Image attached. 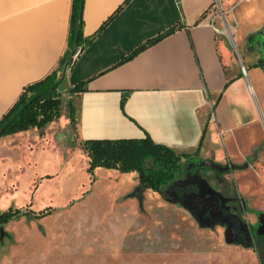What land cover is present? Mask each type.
Wrapping results in <instances>:
<instances>
[{"label":"crops","instance_id":"0c3cea01","mask_svg":"<svg viewBox=\"0 0 264 264\" xmlns=\"http://www.w3.org/2000/svg\"><path fill=\"white\" fill-rule=\"evenodd\" d=\"M211 3L85 0L83 46L71 67L69 56L61 73L67 91L86 83L83 92H69L80 146L87 139L150 136L199 160L222 165L247 161L257 146L249 144L251 154L243 148L260 120L252 79L257 82L264 76V69L256 66L264 61V48H252L249 37L264 31V0H222L233 39L216 31L222 23L211 22ZM72 6L73 0H0V120L25 87L60 66L70 50ZM172 27V34L121 64L132 51ZM236 39L250 70L245 56L236 53ZM65 127L71 138L70 116L61 110L60 118L43 131L32 128L1 137L0 177L6 172L5 147L13 140L41 134L40 139L51 144V134ZM19 147L11 145L8 152L15 151L18 158ZM238 155L240 163L235 160Z\"/></svg>","mask_w":264,"mask_h":264},{"label":"rangeland","instance_id":"374dc122","mask_svg":"<svg viewBox=\"0 0 264 264\" xmlns=\"http://www.w3.org/2000/svg\"><path fill=\"white\" fill-rule=\"evenodd\" d=\"M252 81L260 120L243 152L251 154L252 144L255 152L224 175L190 161L192 175L166 190L171 200L140 186L135 172L100 167L88 173L74 128L71 138L66 127L51 134V144L41 134L13 140L4 150L0 212L51 213L0 226V264H261L251 231L264 214V76ZM66 88L60 87L61 110L70 116L74 100ZM19 144L16 158L8 150ZM193 195L215 200L222 216L214 204L200 213Z\"/></svg>","mask_w":264,"mask_h":264},{"label":"trees","instance_id":"16d2710c","mask_svg":"<svg viewBox=\"0 0 264 264\" xmlns=\"http://www.w3.org/2000/svg\"><path fill=\"white\" fill-rule=\"evenodd\" d=\"M85 0H73L71 32L69 46L72 50L75 44L82 47L83 22L82 14ZM80 26V28H79ZM176 27L163 34L147 41L128 56L122 59L125 63L140 52L157 44L165 37L175 31ZM263 33L253 34L249 37L252 48L263 46ZM68 51L61 61L58 69L46 76L44 79L28 85L24 88L18 101L10 111L0 120V138L19 132L37 128L43 131L46 126L60 118L61 114V93L60 87L64 79H61L67 60L71 51ZM257 67L264 69V61H260ZM71 67V64L68 65ZM86 83H79L72 87L69 92L80 93L85 90ZM70 109V119L74 131H76L75 107ZM83 149L89 158L88 173L93 174L96 168L115 169L121 173L135 172L138 174L140 186L152 190L167 200L172 196L166 194V190L182 176L192 175L188 165L192 160H199L188 154L177 153L174 149L154 141L150 136L144 138H118V139H87L82 143ZM202 170L213 171L218 175L231 172L229 165H222L217 162L199 160ZM51 213V208L40 212L32 209H8L0 212V226L23 216L33 215L37 218L44 217ZM260 221L258 220V230H252L254 246L260 257L261 264H264V233L259 231Z\"/></svg>","mask_w":264,"mask_h":264},{"label":"built area","instance_id":"2783aa9c","mask_svg":"<svg viewBox=\"0 0 264 264\" xmlns=\"http://www.w3.org/2000/svg\"><path fill=\"white\" fill-rule=\"evenodd\" d=\"M207 14L211 17V22L215 23V19H220L222 23L221 28H216V31L219 34H225L229 38L233 39V31L230 26V23L227 20V11L223 7L222 0H212V3L207 11ZM81 51V48L77 46H74V48L71 50L70 58L68 65L72 64L74 59L77 57L79 52ZM67 65V66H68ZM241 72L243 75H247V70L245 66H241Z\"/></svg>","mask_w":264,"mask_h":264},{"label":"water","instance_id":"95a60500","mask_svg":"<svg viewBox=\"0 0 264 264\" xmlns=\"http://www.w3.org/2000/svg\"><path fill=\"white\" fill-rule=\"evenodd\" d=\"M79 28H80V26H79ZM262 47L264 48V42H263V46ZM194 197L197 199V203L196 202L195 203H196V206L199 208V212L200 213H202L205 210L207 205H212V204L216 205L217 204V202L215 200H214V202L210 203L211 201L207 200L202 195L201 196L193 195L192 198H194ZM259 221H260V224H261L260 227H259V231H262L264 233V214H261L259 216Z\"/></svg>","mask_w":264,"mask_h":264},{"label":"flooded vegetation","instance_id":"af4514ba","mask_svg":"<svg viewBox=\"0 0 264 264\" xmlns=\"http://www.w3.org/2000/svg\"><path fill=\"white\" fill-rule=\"evenodd\" d=\"M227 165H229V164H227ZM229 166H230V165H229ZM205 172H208V173H209V172H212V171H206V170H205ZM213 173L216 174V175H218V174L215 173V172H213ZM230 173H231V172H230ZM222 175H224V174H222ZM185 177H187V176H185ZM180 192H182L183 194L185 193V192H183V191H180ZM216 206H218V209L215 210V211H217V212L220 211V212H221V216H222L223 213H222V211H221L220 205H219V204H216ZM213 211H214V210H213ZM251 229H252V227H251Z\"/></svg>","mask_w":264,"mask_h":264}]
</instances>
